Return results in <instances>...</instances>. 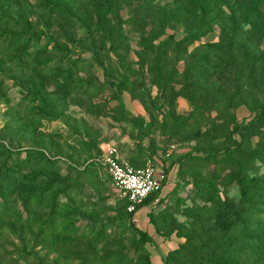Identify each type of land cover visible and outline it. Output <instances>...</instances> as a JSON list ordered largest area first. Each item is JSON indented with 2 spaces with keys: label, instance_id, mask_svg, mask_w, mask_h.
<instances>
[{
  "label": "rangeland",
  "instance_id": "374dc122",
  "mask_svg": "<svg viewBox=\"0 0 264 264\" xmlns=\"http://www.w3.org/2000/svg\"><path fill=\"white\" fill-rule=\"evenodd\" d=\"M111 2L97 24L94 0H0V145L20 157L0 150V167L20 181L36 174L60 182L49 200L59 195L62 213L86 215L74 224L84 240H65L60 249L76 255L90 243L92 251L80 254L90 264H264V240L239 238L248 205L237 182L245 177L253 191L250 178L264 181V116L256 120L264 106V27L244 24L251 1L233 5V14L222 7V22L219 10L208 15L198 41H184L200 21L190 18V0ZM112 81L124 82L120 95ZM234 142L232 155L168 170L159 200L142 207L147 219L152 214L153 245L140 244L102 150L164 171L187 152ZM32 152L55 161L53 168H34L36 154L25 165ZM106 222L108 236H94ZM14 228L7 224L6 234ZM18 234L3 239L9 253L21 245Z\"/></svg>",
  "mask_w": 264,
  "mask_h": 264
},
{
  "label": "trees",
  "instance_id": "16d2710c",
  "mask_svg": "<svg viewBox=\"0 0 264 264\" xmlns=\"http://www.w3.org/2000/svg\"><path fill=\"white\" fill-rule=\"evenodd\" d=\"M250 1L251 4H249ZM94 2H96V11L92 16V19L95 23L99 24L103 18L107 17L111 13L112 2L111 0H94ZM243 3L251 6L244 16V24H249L253 30L260 32L262 27H264V25H261L264 22V0H223L221 5L219 0H190L192 13L190 18H193L194 20L199 18L200 21L196 25L197 30L193 32L192 36H185L184 41H198L197 33L202 31V28L205 25L203 20L208 15H211L213 12L219 10L215 17H217L219 22H222L223 19L221 16L225 13V10L221 9L222 7H224L229 13L233 14L234 11H232V7L234 8L235 5H241ZM244 24L242 25V28L244 27ZM99 30L102 35H104V31L100 28ZM109 84L116 88L119 95L123 92V81L120 83L112 81ZM263 116L264 106L260 109L259 116L256 120ZM235 121L236 120L234 119L232 131L238 132L240 128L234 125ZM239 146L240 143L234 142L232 147H225L209 152L197 149L192 150L172 160L168 165V168L164 170V173L167 176L169 169L175 165L181 164L184 160H191L195 158L213 160L222 155H232L236 152ZM0 150H5V154L8 158L13 156L20 159L18 153L6 149L2 145H0ZM2 153L4 155L3 151ZM32 154L37 155L35 158L36 162L33 164L34 168H39L45 172H48L53 168L55 161L47 158L42 152H32L29 154L25 158V161H23L25 165L30 164V161L35 157ZM128 163L131 164L130 162ZM3 168L5 170L3 175L5 176H0V264L3 263L7 257L12 255L17 257V260L13 261V264H34V262H36L35 264H80V262L83 264H90L89 261H84L80 254L84 251L91 252L92 244L90 245V243L85 242V244L81 245L82 250L74 251L76 255L64 254L63 251L65 248L63 247L60 249V247L64 245L65 240L71 242H81L84 240L83 237H85V235H83V230L74 224L78 218H84L86 216L85 213L81 214L80 210V213L77 211L69 212L66 215L64 212L62 213V211L65 210L60 209V206L57 203L59 195H55L52 200H49L51 193L55 187L60 184V182L55 178L41 177L36 174H30L25 177L23 181H20V175H17L16 171L8 169V165L3 164L0 167V172ZM166 180V178L163 180L162 187L166 184ZM245 180V177H243L237 182V185L240 187L241 198L244 203L248 205V209L246 210L247 213L245 214L247 218H244L243 223L241 224L239 238H247L248 240H252V242L256 243L262 242L264 240V181L257 179L256 177L250 178L248 181L254 186L253 191H251V189L244 184ZM20 183L26 184L24 186L27 187H20ZM37 183H43V185H37ZM159 193L160 191L150 195L137 206L136 211L143 206L153 203V201L159 197ZM19 202H21L22 210L18 205ZM121 202L124 203L126 210L127 202ZM38 209L40 210L39 212L36 211ZM44 209L46 210L45 212H43ZM69 209L70 208H68V210ZM24 211L26 214L25 218L22 215V212ZM126 213L129 216V227L136 235H138L139 243L142 245H153L152 236L146 231L138 229L131 220L132 214L128 213L127 210ZM69 219L73 223H69ZM148 219L152 223V214H149ZM101 220L104 221V219ZM88 221L89 223L92 222V220ZM8 222L15 223V225L20 226L19 230L14 228L13 233L6 234V226L9 224ZM93 222L97 221L93 220ZM101 227V230H94V236L96 234H101L100 237L108 236L107 232L109 228L107 222L101 224ZM247 231L248 234L246 235ZM15 233H19L18 238L21 240V245L14 253H9L7 251L8 245L3 239L4 237L6 238L7 235H15ZM49 238H54L55 243L54 241L50 242V240H48ZM32 239L37 240L34 246L28 245V241ZM53 243L56 244L58 248ZM37 247H39V250H36ZM41 252H44V255L41 256ZM51 254L58 256L59 259L52 258ZM221 264L232 263L221 262Z\"/></svg>",
  "mask_w": 264,
  "mask_h": 264
},
{
  "label": "built area",
  "instance_id": "2783aa9c",
  "mask_svg": "<svg viewBox=\"0 0 264 264\" xmlns=\"http://www.w3.org/2000/svg\"><path fill=\"white\" fill-rule=\"evenodd\" d=\"M100 162L109 173L112 186L120 201L127 202V212L133 216L136 208L150 195L161 191L162 182L167 178L159 165L148 164L134 167L121 159L117 151L111 147L102 150ZM155 199L153 202H157Z\"/></svg>",
  "mask_w": 264,
  "mask_h": 264
},
{
  "label": "crops",
  "instance_id": "0c3cea01",
  "mask_svg": "<svg viewBox=\"0 0 264 264\" xmlns=\"http://www.w3.org/2000/svg\"><path fill=\"white\" fill-rule=\"evenodd\" d=\"M143 208H140L136 213L134 214V217L136 219V223L138 222L141 227H139L141 230L146 231L148 230V219L146 217V213L142 212ZM149 234V233H148ZM150 235V234H149Z\"/></svg>",
  "mask_w": 264,
  "mask_h": 264
}]
</instances>
